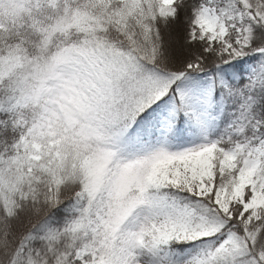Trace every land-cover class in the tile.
<instances>
[{
  "label": "snow or ice",
  "instance_id": "6c2138e0",
  "mask_svg": "<svg viewBox=\"0 0 264 264\" xmlns=\"http://www.w3.org/2000/svg\"><path fill=\"white\" fill-rule=\"evenodd\" d=\"M0 264H264V0H0Z\"/></svg>",
  "mask_w": 264,
  "mask_h": 264
}]
</instances>
